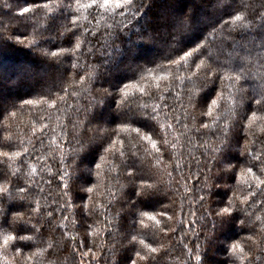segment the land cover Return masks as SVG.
<instances>
[{"label":"clouds","instance_id":"9594fccd","mask_svg":"<svg viewBox=\"0 0 264 264\" xmlns=\"http://www.w3.org/2000/svg\"><path fill=\"white\" fill-rule=\"evenodd\" d=\"M85 2L83 19L77 0L17 18L0 0V90L69 101L65 158L51 164L63 183L0 194V264H81L83 226L97 217L108 225L88 239L93 264H264V0ZM61 48L75 50L51 55ZM72 201L85 207L65 232Z\"/></svg>","mask_w":264,"mask_h":264},{"label":"snow or ice","instance_id":"6c2138e0","mask_svg":"<svg viewBox=\"0 0 264 264\" xmlns=\"http://www.w3.org/2000/svg\"><path fill=\"white\" fill-rule=\"evenodd\" d=\"M122 2H126V0H103L101 7H120ZM220 4L224 3V0H218ZM56 3V0H47V3L41 5L44 8H51L53 4ZM85 0H77L75 5L76 11L73 13L74 15L79 13L80 18L83 19L84 13L82 9L86 7ZM32 10L27 7H23L19 9L18 16H27ZM233 24L236 26H243V21L240 17H235L233 19ZM39 23L33 29L35 33L37 28L39 27ZM29 43H35V40L32 39ZM80 46V41L77 40L75 48ZM73 49H64L61 48L59 53L52 52V56L64 55L66 53H70L75 50ZM40 51L44 54H47L46 49H40ZM90 77L92 75L91 72L88 74ZM228 78V74L225 73V79ZM153 83L160 81L161 79H166V77H161L159 75L155 77H151ZM135 85H132L125 89L122 92L124 97L132 91V88H135ZM142 91V89H140ZM23 104L26 106H31L33 110H39V115L36 116L34 122L31 123V134L27 137L28 146L24 144V137H14L12 132L10 131L12 127V123L16 120L18 116V112L16 110H9V106L0 107V132L6 133L3 136H0V194L7 191L9 193V198H15V194L18 192L21 196L25 197H34L36 192H40L43 194V188L38 187L35 190L32 187V184L36 181H39L41 185H45V181L51 183L53 180H58L59 183L57 186L63 183V179L59 176V173L52 171V165L48 163L49 158L57 161H62L65 158V153L63 152L64 144L61 141V135L63 134V129L61 132H57V127L60 126L61 121L65 118L63 114L64 108L69 106V101L64 95H38L35 99H27L23 101ZM157 112L158 108L155 109ZM54 112L59 113V115L55 116L56 123L53 124V114ZM47 120V122H45ZM256 118L253 117L252 120L249 121L250 126L255 124ZM166 123V121H165ZM45 130H50L51 135L49 136ZM135 131V130H132ZM119 132L128 135L130 130L127 127H122L119 129ZM45 138L47 139V143H45ZM15 139H19V143H15ZM145 140L148 137H144ZM36 140L39 142L40 147L36 148L33 141ZM152 147L155 149L157 144L155 141H152ZM109 151L119 150V145L117 142H113L112 145L109 146ZM33 153H38L35 161H30L26 157L31 156ZM104 159L101 158V163L97 165V168H103ZM98 175H100L98 173ZM47 177V178H46ZM43 181V183H41ZM48 185V184H47ZM99 187V185H93V187L89 188L88 191L92 192L95 188ZM100 195V193H97ZM51 199V197H49ZM57 199H59L57 197ZM38 203V201H37ZM74 201L65 202L64 210L65 212L71 211L72 215L65 216L63 213L62 219L64 221L65 232H67L70 228H75L76 231H79V222L80 217L79 213L83 211L85 205H81L78 208L73 207ZM35 206V204H33ZM87 206H91L93 208L98 207L95 202L89 200L87 202ZM43 211V208H41ZM142 217L145 220L152 221L156 225L160 224V220L150 215L149 213H141ZM75 222V223H73ZM144 221H142L143 223ZM108 225V221L104 220L101 223L100 218L96 219L90 218V223L84 224V232H85V240L82 245L84 248L83 253L81 254V264H93V261L98 259L96 256L95 250L89 247L88 239L95 238L99 236L101 233L105 231L106 226ZM75 239V235L71 237ZM11 239V236H4L3 241L6 243ZM78 248L81 245L78 244ZM50 251V249H49Z\"/></svg>","mask_w":264,"mask_h":264},{"label":"trees","instance_id":"16d2710c","mask_svg":"<svg viewBox=\"0 0 264 264\" xmlns=\"http://www.w3.org/2000/svg\"><path fill=\"white\" fill-rule=\"evenodd\" d=\"M11 2L14 5V11L12 13V15L16 16L17 18H21L22 16H18L17 13H19V9L22 7H27L29 4H42V3H47V0H11ZM22 27L21 25H17V29L15 30L17 32V34H23L22 33ZM36 90L34 89H29V88H22L20 90H18L15 94H9L6 90H0V100H3L4 103L0 104V107L6 106L7 104H11V103H15L18 102L19 100L22 99H35L36 96ZM19 104V102H18ZM31 106H25V109L22 113H19L16 120L12 123V127L10 129V131L12 132V134L14 135V137H24V144L26 146H28V141H27V137L31 134V123L30 122H34V120L36 119V115L33 114ZM59 115V113L54 112L53 114V124L56 123L55 121V116ZM64 122H67V118L65 117L63 119ZM47 122V120L45 121ZM62 130V124H60L59 127H57V132H61ZM48 135H51L50 130H45ZM6 133L4 132H0V136L5 135ZM15 143H19V139H15L14 141ZM62 142V141H60ZM34 145L36 148H39V142L34 140L33 141ZM45 143H47V139L45 138ZM65 146H67V142L63 141L62 142ZM38 155V153H33L31 156L26 157L27 159H29L30 161H35L36 160V156ZM49 164H52L53 161L51 158H49L48 160ZM57 167L58 165V160H57ZM47 178V177H46ZM41 183H43V181H41ZM53 184H58L59 181L58 180H53L52 181ZM45 188H48V185L45 184L44 185ZM42 195H46V193H43Z\"/></svg>","mask_w":264,"mask_h":264}]
</instances>
